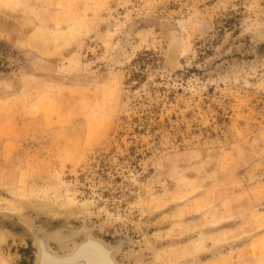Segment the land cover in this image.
<instances>
[{
    "label": "rangeland",
    "instance_id": "rangeland-1",
    "mask_svg": "<svg viewBox=\"0 0 264 264\" xmlns=\"http://www.w3.org/2000/svg\"><path fill=\"white\" fill-rule=\"evenodd\" d=\"M0 230V264H264V0H0Z\"/></svg>",
    "mask_w": 264,
    "mask_h": 264
},
{
    "label": "bare ground",
    "instance_id": "bare-ground-1",
    "mask_svg": "<svg viewBox=\"0 0 264 264\" xmlns=\"http://www.w3.org/2000/svg\"><path fill=\"white\" fill-rule=\"evenodd\" d=\"M53 211H55V213H57V214L63 215L67 219H69L70 217H73L77 214L79 215L80 213H82V214H80L79 216H82V217L85 216V214L83 212H77L72 207L64 208L61 211L54 209ZM8 235L9 234L6 231L0 230V241H4ZM59 237H61V236H59ZM91 239H94V238H91ZM68 245H69V243H68ZM104 245H102V242L99 243L96 240H90V242L84 243L82 246L75 245L74 248H72V250L70 252L71 254L66 255L67 256L66 258H62V256H57V254L54 255V252H52L53 254H48L45 246L43 245L44 249L41 247V254H42L41 262H42V264H67L69 262H71V264L73 262L76 264H117L115 262V259H114L115 256L113 257V255L111 253H109V250H107ZM111 252H112V250H111ZM39 256H40V253H39L38 257ZM122 264H124V263H122Z\"/></svg>",
    "mask_w": 264,
    "mask_h": 264
}]
</instances>
